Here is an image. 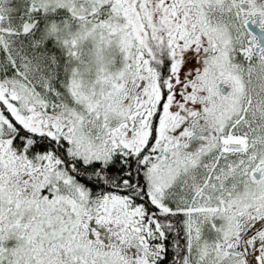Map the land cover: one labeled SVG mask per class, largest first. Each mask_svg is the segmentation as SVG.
I'll return each mask as SVG.
<instances>
[{
	"label": "snow or ice",
	"instance_id": "6c2138e0",
	"mask_svg": "<svg viewBox=\"0 0 264 264\" xmlns=\"http://www.w3.org/2000/svg\"><path fill=\"white\" fill-rule=\"evenodd\" d=\"M0 264H264V0H0Z\"/></svg>",
	"mask_w": 264,
	"mask_h": 264
}]
</instances>
